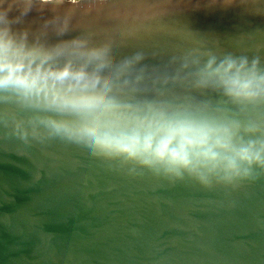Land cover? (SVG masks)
I'll use <instances>...</instances> for the list:
<instances>
[{
	"label": "water",
	"instance_id": "obj_1",
	"mask_svg": "<svg viewBox=\"0 0 264 264\" xmlns=\"http://www.w3.org/2000/svg\"><path fill=\"white\" fill-rule=\"evenodd\" d=\"M0 9L17 39L64 49L52 67L97 72L120 104L223 117L264 135V97L235 100L200 77L212 57L258 59L264 72V0H0ZM99 48L97 69L81 53ZM42 118L76 119L0 89V264H264V176L209 190L129 175L82 146L33 139ZM250 125L258 131L245 133Z\"/></svg>",
	"mask_w": 264,
	"mask_h": 264
},
{
	"label": "clouds",
	"instance_id": "obj_2",
	"mask_svg": "<svg viewBox=\"0 0 264 264\" xmlns=\"http://www.w3.org/2000/svg\"><path fill=\"white\" fill-rule=\"evenodd\" d=\"M31 7L28 3L23 14ZM11 24L7 10L0 9V89L43 99L47 107L76 117L40 119L44 131L33 129V139L57 138L82 146L92 157L115 162L129 175L146 170L172 183L194 180L209 190L216 185L235 190L264 176V135H242L239 122L223 117L120 104L109 95L108 79L102 81L84 66L73 69L71 62L52 67L48 62L64 49L30 47L27 33L17 39ZM106 53V48H99L81 54L99 61V69L105 66ZM258 63L254 59L249 67L246 57L227 56L217 64L212 57L200 71L201 83L211 81L235 100H257L264 97V72L258 71ZM257 131L252 125L244 129L250 134ZM16 135L29 142L27 130Z\"/></svg>",
	"mask_w": 264,
	"mask_h": 264
},
{
	"label": "built area",
	"instance_id": "obj_3",
	"mask_svg": "<svg viewBox=\"0 0 264 264\" xmlns=\"http://www.w3.org/2000/svg\"><path fill=\"white\" fill-rule=\"evenodd\" d=\"M73 2H79V1H84V0H71ZM92 1H103V0H92Z\"/></svg>",
	"mask_w": 264,
	"mask_h": 264
}]
</instances>
